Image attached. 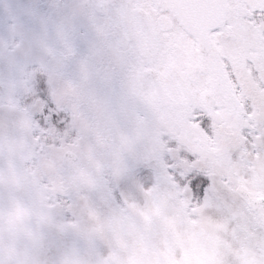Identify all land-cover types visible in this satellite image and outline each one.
I'll return each mask as SVG.
<instances>
[{"label":"rangeland","instance_id":"rangeland-1","mask_svg":"<svg viewBox=\"0 0 264 264\" xmlns=\"http://www.w3.org/2000/svg\"><path fill=\"white\" fill-rule=\"evenodd\" d=\"M62 1L0 0V195L8 210L0 224V264L264 259V226L247 214L241 217L243 233L225 238L219 229L223 215L214 205L182 221L163 179L157 207L142 211L140 190L163 178L165 164L173 162L206 170L238 210L246 206L241 191L264 183V0H239L245 13L235 10L218 38L229 71L251 100L242 113L223 101L212 117L197 105L156 111L147 94L141 103L136 90L121 123L116 118L123 110L100 108L91 79L77 74L79 58L70 59L72 67L64 71L59 51L68 44V54L75 52L78 18L85 22L86 41L95 35L81 2L67 1L66 19ZM84 60L86 74H93V62ZM30 65L56 73L47 85L44 72L26 80ZM30 86L37 95L21 104L18 99ZM53 112L60 122H52ZM67 151L79 158L73 170L63 165ZM225 176L238 178L225 186ZM162 215L167 231L157 227Z\"/></svg>","mask_w":264,"mask_h":264},{"label":"flooded vegetation","instance_id":"flooded-vegetation-1","mask_svg":"<svg viewBox=\"0 0 264 264\" xmlns=\"http://www.w3.org/2000/svg\"><path fill=\"white\" fill-rule=\"evenodd\" d=\"M54 1V0H53ZM61 1V0H60ZM67 1L63 0L60 4L64 13V17L68 19L70 14L67 7ZM81 2L82 9L85 10L89 24L94 31V37L88 38L87 32L84 29L85 22L78 18V23L73 24L76 29V47L75 52L68 54V44L62 47L63 51H59L60 55L65 61L64 71L71 69L72 62L70 59L79 58L82 65L78 68L77 74H81L82 77H89L91 83L89 85L94 88V96L98 103L103 105L100 108H106L108 105H113L123 110L122 115H118V123L127 119L129 111V104L131 103L134 91L140 93L141 103L144 104L148 90H143L138 86L137 79L139 73L148 69V61L143 58L133 41L129 32V26L123 23L121 16L122 7H130L131 10L137 11L139 14L147 13L152 26L158 44L157 57L154 60L151 69L156 78L166 73L169 67H174L176 75L179 81L188 90L190 95V106L188 108H179L175 111L191 110L196 105L202 107L201 95L206 91L212 89L210 83V76L201 72L198 68L199 55L196 47V40L193 35L186 33L177 18L169 10H164L161 7L155 5L153 0H73ZM229 4V14L225 26L212 33V39L217 44L220 55L224 61L225 67L228 72V76L231 80L233 89L236 93L237 102L228 101L222 94L220 88L213 87L211 90V96L208 101L211 103V111L209 116L212 117L215 108L219 101H223L238 113H242L244 106L251 104L249 98H245L244 91L239 85V78L237 75L229 71L226 65V61L222 54V46L218 40L222 32L228 27V23L232 13L236 10L238 15L244 14L247 9L246 6L239 0H227ZM64 3V4H63ZM64 6V7H63ZM76 13V12H74ZM88 23V22H86ZM89 42L87 49L83 50V44ZM85 58L91 60L94 65L93 74H86ZM133 58L139 59V66L133 64ZM37 68L38 73L46 74V85L50 82L52 74L51 68H41L37 65H30L27 68V72L30 67ZM26 74V73H24ZM61 74V72L57 73ZM213 97V98H212ZM143 101V102H142ZM150 101V99H149ZM114 103V104H113ZM146 104V102H145ZM152 106V105H151ZM110 108V107H108ZM156 111L158 110L152 107ZM64 109V108H63ZM107 109V108H106ZM66 124L73 122L71 114L66 113ZM1 196V195H0ZM1 208L5 213V222L8 219V210L6 201L2 197Z\"/></svg>","mask_w":264,"mask_h":264},{"label":"water","instance_id":"water-1","mask_svg":"<svg viewBox=\"0 0 264 264\" xmlns=\"http://www.w3.org/2000/svg\"><path fill=\"white\" fill-rule=\"evenodd\" d=\"M154 2L157 6L171 10L182 27L194 35L199 53L200 71L209 74L213 86L219 87L225 97L235 101L217 47L210 37L213 31L221 28L225 23L229 10L227 0H154ZM122 16L125 24L129 26L132 41L138 51L151 64L156 57L157 46L150 18L138 15L127 7L122 8ZM140 74L138 84L143 89H149L154 107L161 109L188 105L190 97L178 80L174 69L169 68L168 73L159 79L154 78L151 70ZM205 107L209 109L207 105ZM77 162L78 157L72 152H67L63 157V164L68 169L74 168Z\"/></svg>","mask_w":264,"mask_h":264},{"label":"snow or ice","instance_id":"snow-or-ice-1","mask_svg":"<svg viewBox=\"0 0 264 264\" xmlns=\"http://www.w3.org/2000/svg\"><path fill=\"white\" fill-rule=\"evenodd\" d=\"M50 115L54 124L60 122V116L57 113L53 112ZM200 123L202 127L207 124L203 120ZM188 163L194 164L195 161L193 159ZM237 178L225 176L222 178L221 183L225 186H233ZM161 179L169 186L170 200L181 209L180 218L182 221H191L193 218L198 217L202 209L214 205L223 215L219 229L225 238L229 235L235 236L238 232L243 233L241 217L244 214H247L250 220L254 219L264 224V183L251 186V190L245 193L247 198L245 208L238 210L221 196L213 179L206 170L198 167L182 166L175 162L166 163L165 176L163 178H155L154 182L147 187L143 184L140 185V190L145 195V204L141 209L142 211H148L159 205L160 201L155 194L160 190ZM121 197L123 198L122 192ZM156 223L161 231L168 230L164 215L156 218ZM221 264H264V259L258 262L247 259L232 262L225 257Z\"/></svg>","mask_w":264,"mask_h":264}]
</instances>
